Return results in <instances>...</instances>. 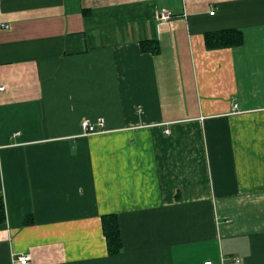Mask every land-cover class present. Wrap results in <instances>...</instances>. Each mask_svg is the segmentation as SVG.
<instances>
[{"label":"crops","instance_id":"obj_1","mask_svg":"<svg viewBox=\"0 0 264 264\" xmlns=\"http://www.w3.org/2000/svg\"><path fill=\"white\" fill-rule=\"evenodd\" d=\"M0 87V264H264V0H0Z\"/></svg>","mask_w":264,"mask_h":264},{"label":"trees","instance_id":"obj_2","mask_svg":"<svg viewBox=\"0 0 264 264\" xmlns=\"http://www.w3.org/2000/svg\"><path fill=\"white\" fill-rule=\"evenodd\" d=\"M208 47H224L240 45L244 36L238 30H226L207 35ZM103 220V231L107 239L108 250L111 255H116L123 248V235L119 219L114 214L105 215ZM4 219V202L0 196V220Z\"/></svg>","mask_w":264,"mask_h":264},{"label":"built area","instance_id":"obj_3","mask_svg":"<svg viewBox=\"0 0 264 264\" xmlns=\"http://www.w3.org/2000/svg\"><path fill=\"white\" fill-rule=\"evenodd\" d=\"M212 14L214 11L211 12ZM172 17V14L170 11L166 9H162L157 13V18L161 21L169 20ZM3 87H0L2 89ZM238 104H234V108H237ZM105 127V119L103 117L99 118L97 122H92L89 119H85L82 123V128L84 134H95L102 132ZM169 132V130H167ZM30 259V256L28 254H21L17 257V262L20 264H27ZM205 264H212L211 261H207Z\"/></svg>","mask_w":264,"mask_h":264}]
</instances>
